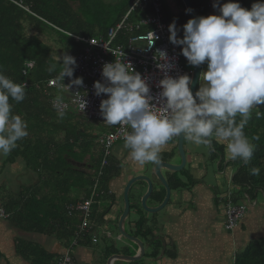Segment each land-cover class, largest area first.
Instances as JSON below:
<instances>
[{"label":"trees","instance_id":"obj_1","mask_svg":"<svg viewBox=\"0 0 264 264\" xmlns=\"http://www.w3.org/2000/svg\"><path fill=\"white\" fill-rule=\"evenodd\" d=\"M229 2L239 3L243 8L250 10L258 0H227L226 3ZM191 3L196 17H206L210 13V0H191ZM54 6L60 9L59 18H55L51 13ZM131 6L132 3L124 4L117 23L126 16ZM72 8L71 0H0V71L16 83L26 84L25 100L21 103L10 100V103L12 114L20 115L28 124V135L18 141L17 146L4 156V166L0 175L10 167L21 165L26 171L38 176L37 183L26 185L19 192L11 191L4 183L0 185V207L7 216L2 218L7 219L10 226L19 232L58 236V239L67 241L69 245L74 238L72 236L78 230V219L76 216L68 215L66 207L75 205L89 195L102 166V155L100 153V156L93 160L95 154L91 152L93 138L90 136L89 125L92 120L74 109L62 113L63 115L53 109L46 89L48 81L58 75L59 67L52 73L47 69L51 64H58V56L65 52L70 55L83 51V46L75 42L69 34L85 38L105 36L108 29L116 23L98 32L88 28L78 14H73ZM165 8L163 3L164 21ZM185 10L181 14L183 16L181 25L176 26L179 38L183 32L182 26L190 19ZM147 14H151V11L137 10L130 17V21H140ZM66 18L71 21L70 26H62L59 23L60 19L62 21ZM46 30L49 32L45 33ZM145 30L147 29L143 31ZM139 33L142 32L123 31L117 41L126 42L129 37ZM46 34L52 38L53 44L41 39V36ZM74 78L75 73L72 79ZM53 94L56 95L55 90H52L51 97ZM259 112L260 115H257V110H253L244 128L245 136L255 147L252 159L247 165L240 160L233 161L235 170L228 189V192L235 191L241 197L247 195L251 201H258L259 194L264 200V105L259 106ZM240 119L239 116L236 117L237 123ZM105 128L107 133L112 129L110 125ZM217 145L219 150L221 149V155L226 156V145ZM221 155L219 153L217 156ZM83 156L88 157V163L91 164L90 174H83L76 165L69 163L71 160L75 164H80ZM224 160L220 162V170L225 165ZM93 163L97 165L95 168ZM122 167L121 162L113 159L103 169L99 185L100 192H105L102 197L108 196L110 181L121 175ZM252 168H259L260 174L251 175ZM171 183V189L175 191L190 187L183 184L179 178H175ZM162 191L163 195L156 192L154 198L163 199L165 189ZM132 205L131 211L134 209ZM132 223L137 227V236L147 237L152 234L145 219ZM82 241L97 245L93 244L91 234L79 239V243ZM25 249L29 251L26 254ZM17 250L20 256L31 264H51L53 259L44 252H36L29 243H21ZM154 253L157 259L158 254L162 252L157 249ZM170 255L164 252V256ZM3 259L0 252V264L3 263ZM234 264H264V238L250 243L242 253L236 254Z\"/></svg>","mask_w":264,"mask_h":264},{"label":"clouds","instance_id":"obj_2","mask_svg":"<svg viewBox=\"0 0 264 264\" xmlns=\"http://www.w3.org/2000/svg\"><path fill=\"white\" fill-rule=\"evenodd\" d=\"M212 6L220 14L189 19L182 26L183 38H178L175 22L168 29L170 42L183 46L182 55L190 66L207 64L195 95L190 90L192 74L191 77H167L159 85L166 105L155 111L149 104L150 89L146 81L130 63L120 60L105 63L102 67L105 83L97 81L93 85L96 96L108 97L100 103L105 123L130 126L123 148L130 150L128 156L140 166L160 165L162 147L181 135L196 146L203 145L210 150L213 138L226 141L231 160L247 165L252 159L255 147L245 136L244 128L253 110L260 115L259 106L264 105V0H258L250 10L236 2L221 6L219 0ZM160 55L166 57L164 52ZM57 59L58 64H51L47 69L52 73L59 67L55 80L67 89L82 86V78L72 79L77 66L75 58L65 52ZM158 67L164 69L166 65ZM65 77L70 80L67 86L63 83ZM26 87L0 71V156H7L28 135L27 122L20 115L12 114L10 103V100L23 102ZM80 100L84 108L86 102ZM237 116L241 118L239 123ZM259 174V168L251 169V175ZM228 193L223 202L225 229ZM241 199L244 195L238 196L237 203L245 204Z\"/></svg>","mask_w":264,"mask_h":264},{"label":"built area","instance_id":"obj_3","mask_svg":"<svg viewBox=\"0 0 264 264\" xmlns=\"http://www.w3.org/2000/svg\"><path fill=\"white\" fill-rule=\"evenodd\" d=\"M137 10L144 12L150 10L151 14H147L140 21L131 22L130 17ZM144 29L147 30L143 31ZM168 29L169 25L164 21L161 0H134L126 16L115 27L108 29L105 36L85 38L71 34L70 37L83 46L81 53L70 54L75 58L77 64L74 73L83 79V85L67 89L63 87L62 82H57L55 78L50 79L47 83L46 95L53 109L60 113L74 109L94 122L107 125L100 114V103L108 97L105 94L96 96L93 85L97 81L105 83L102 78V67L105 63H112L115 60L130 63L135 72L141 74L150 89V106L155 111L163 109L166 105V98L160 96L162 92V88L159 86L160 81L167 77L179 78L183 75L191 77L192 74L182 64L180 46L170 42ZM123 31L142 33L129 37L126 42L117 41ZM161 52L166 53V57H161ZM161 64L166 65V68H159L158 65ZM63 83L67 86L70 83L69 78L65 77ZM52 90L68 93L69 98L67 100L59 99L54 94L51 97ZM80 98L86 102L84 108L81 107ZM111 128V131L100 140L102 166L94 179L89 195L75 205L66 207L68 215L77 217L78 230L66 252L52 261L51 264H76L73 250L78 245L79 239L87 234H91L93 244L99 242L97 231L100 227L95 222L94 205L98 204L99 199L105 195V192H100L99 189L100 179L103 175V169L109 165L114 145L117 142H124L125 135L131 132L128 125L118 124L111 126ZM107 195L112 196L113 192L109 190ZM237 199L238 195L236 196L235 193L229 192L227 194L226 229L228 231H234L249 210L258 205L257 201H251L247 195H244L245 204L237 203ZM1 216L6 217L4 212Z\"/></svg>","mask_w":264,"mask_h":264},{"label":"crops","instance_id":"obj_4","mask_svg":"<svg viewBox=\"0 0 264 264\" xmlns=\"http://www.w3.org/2000/svg\"><path fill=\"white\" fill-rule=\"evenodd\" d=\"M133 1L134 0H130V2H128V3H133ZM210 2H211V7L213 8L212 3H215V0H210ZM165 3H166L165 4V6H166V8H165V10H166L165 11V21L167 22V24H168V22L171 24L173 22H175L176 26L179 27L182 23V20H183V16H181V14L183 13V10H184V7H183L181 1L180 0H165ZM118 23H120V22H118ZM118 23L116 22L115 26ZM171 24H168V25H171ZM115 26H113V27H115ZM99 124H101V123H99ZM104 126L106 127V125H104ZM175 141H177V143H178V138ZM217 144H220V143H218L216 141L212 142L211 150H210L211 159L208 161H212L214 158H217L215 160V167H216L217 174L222 175L224 173H226V174L228 173L229 183H230L232 176L234 175V170H235V167L233 166V160H231L229 158L228 154L226 156H222L221 155L222 154L221 149L219 150ZM226 144H227V142L221 143L222 146L226 145ZM173 148H171V154L170 155H167L170 152L166 153V155L163 152L160 154L161 162L164 161V157H169V160L164 161V162H170V163L176 164L175 163V157L172 153ZM100 153H102V150ZM219 153L221 155L220 157L217 156V155H219ZM195 157H197V156L194 155V157H192V158L195 159ZM113 159L122 163V160L118 156L114 155V152L112 150L111 160H113ZM222 160L225 161L224 162L225 165H224L223 169L220 170L219 165H220V162ZM194 163H196V161ZM122 164H123V167H122V172H123L125 169L127 170L128 165H126L125 160ZM146 165H144L142 167L143 170L148 169L149 164H146ZM151 168H152V172H150V174L152 175V177H150L147 174H146V176L149 177L153 181L155 186H157V183H159L161 185V191L159 192L158 189H157V191H158L159 195H163L162 190L164 188L162 187V184L158 181L157 177L154 175L155 165L152 164ZM164 170H163V175L171 187L172 180H174L175 178H179V177H178V175L174 174L172 171H169V170H168L169 173L166 174L167 171H164ZM130 171H131V169L128 168L126 173H130ZM181 172H182V175L184 178L187 177V182H188L187 185H190L189 188L184 189L182 192L185 194V196H186V194L190 195L193 192H194V195H193L192 202L189 203L190 206L192 205L191 208H189L187 210V209H185V207H183L179 212L181 213L182 216L184 213L187 212L188 219L192 222V226L195 229V233L198 235V237H194V239H197V242H196V245L193 247H195L197 249V252L200 251L199 257H197V255H196V257L195 256L190 257V256H186V254H184L183 257H179L177 254L180 251H177V247L174 248L173 252H171V248L173 247V243L175 242L174 238L167 239L166 237L165 238L159 237L157 235V232H156V231H158L159 226L157 225V222H155L154 220L148 219V221H147V225L152 230V234L147 235V237L137 236V233H136L137 227L135 226V224L132 223V220L134 218V213H135V205L133 204L132 208H134V209L131 211L130 215H128V218L131 215H133V217H130L129 220H128V218L125 220L123 229L127 235L133 237L134 239L136 238V239L141 240V242L144 245V250H145L144 253H141V250L139 249V245L136 243V241L132 242L127 237H125L119 230V221H120V218H121L124 210L119 209V207H118L119 199H118V197L116 198L115 192L111 188H109L110 191H113V196H112L113 200L111 203L113 205V210H115L114 213L119 214V219H118V223H117V235L115 236L112 231H110V230L106 229V227H104L105 224L107 223L108 218H107V215H106V217H104V215H102V213L100 212V210H99L100 202L98 201V204H96L94 206V208L96 209V210L94 209V211H95L94 217H95V222L98 223V225L100 227L99 231H97L99 242L97 243V245H92L88 241H85V242L82 241V242L78 243V245L73 250L74 259H75L76 264H118L120 262H128L127 264H193L195 262H198L199 264H226L227 260H229V258L231 257V255L233 254V252L236 248L243 250L250 243L264 238V229L261 230L259 228L260 226L264 225V222L262 221L263 215H262V209H261V208H264V205L261 206V208H258L259 204L256 207H252L249 210L246 217L241 221V223L239 225L240 226L239 230L238 231L235 230L234 232L232 231L233 233L230 234V236H226V235H229L228 233H231V232L225 231L224 234H226V235H224V234L220 233L219 231H216L215 225H212L213 220L219 219L218 213H223V215H224V211L221 212V210L219 209L220 203L217 204V202H216L217 199H216L215 193L212 192V196L215 199L213 202L215 205V209H214L212 206L210 198L207 196V194L210 193V191L208 190L210 188H208L206 185H203L202 181H198L197 183L192 185L190 183L189 178H188V172H186V171H181ZM136 173L137 174L134 177L142 174V172L140 170ZM134 177H132L129 181H131ZM118 178L119 177H116V180ZM179 180H180V178H179ZM180 181L183 182L182 180H180ZM113 183H115V182H113ZM113 183H112V185H113ZM127 184L128 183H126V185ZM183 184H185V183L183 182ZM30 185H32V184H30ZM141 185L146 186V183H141ZM187 190H189V192ZM172 191H174V190H172ZM234 193L236 194L235 191H234ZM165 194H164V197H165ZM154 199H155L154 202L158 201L160 204L156 203L152 206H149L150 208L158 207L159 205H161V203L164 200V198L160 199V200H159V198H154ZM189 200H191V198H189ZM193 200H194V202H193ZM223 201L224 200H222V204H223ZM169 202H170V200H169ZM169 202H168L167 206L169 205ZM115 205L117 207L114 209ZM198 207H200V208H198ZM2 212H4L3 208L0 207V252L4 257L2 264H31L29 262H26L23 259V257L20 256V254L17 250V247L21 243H29V244L33 245V248L36 250V252H38V253L44 252V253L48 254V256H50L51 259L53 258L52 261L58 259L61 255H63L66 252V249L69 246L67 241L64 242V241L58 239L57 238L58 236H50V235H43V234H37V233L19 232L10 226L9 221L7 219L2 218V216H1ZM215 213H217V214L215 215ZM177 214H178V212H177ZM257 214H259L261 216L257 217ZM114 217H115V215H114ZM114 217H112L113 222L115 221ZM173 219L175 220L174 217H173ZM127 220H128V226L126 225ZM210 221H211V223H210ZM72 237H74V236H72ZM108 237H111V238L114 237L115 240L120 242L119 245L120 244L121 245L118 247H121L123 249V252H119L117 249L118 247L114 248V246H110V247L106 246L100 252L99 246H100L102 240L106 239ZM170 246H171V248H170ZM190 246H191V244H190ZM110 248H111V250H110ZM157 249H160L162 253H159L158 257L156 259L154 250H157ZM24 252L26 254V252H29V251L27 249H25ZM110 252L113 253V255H112L113 257L108 256V253H110ZM164 252H166L169 255L171 254V255L166 257V256H164ZM121 257H131V258L132 257L133 258H140L141 257V258L138 259V261H132V260L129 261V260H125L124 258H121ZM172 257H174V258H172ZM192 261H194V262H192ZM121 264H123V263H121Z\"/></svg>","mask_w":264,"mask_h":264},{"label":"rangeland","instance_id":"obj_5","mask_svg":"<svg viewBox=\"0 0 264 264\" xmlns=\"http://www.w3.org/2000/svg\"><path fill=\"white\" fill-rule=\"evenodd\" d=\"M72 1V9H73V14H78L82 19L84 20L86 26L88 28H93L96 31L100 32L103 29L109 28L111 27V25H114V23L118 20L120 13L123 10L124 4H127L130 0H77V2L75 0H71ZM181 1V0H180ZM162 2L164 4L165 0H162ZM216 2V0H215ZM221 2V3H220ZM227 2V0H219L220 5H223L224 3ZM184 10H185V6L183 4V2L181 1ZM213 4V3H212ZM59 8V7H58ZM186 11V10H185ZM52 15L56 18H59L60 16V9H57L56 6H54V9L52 10ZM219 10L214 9L211 7L210 13L207 15H219ZM206 16V17H207ZM72 18H75V15L72 16ZM62 26H67V25H71V21L69 20V18H66V20L60 19L59 22ZM171 24V23H170ZM83 29H85V27H83ZM110 29V28H109ZM49 30H46L45 33H48ZM181 38H183V32L181 34ZM41 39H43L46 43L50 44V42L53 44L54 42L52 41V38L49 37V34H46L44 36H41ZM182 47L180 46L179 51H180V55H181V59H182V63L184 64V66L189 70L192 69V71L194 70V66H190L187 59L182 55ZM207 70V64L204 63L203 67H202V74L203 72H205ZM201 74V75H202ZM76 78H79L76 75ZM75 79V78H74ZM201 87V80L199 83V87L198 89ZM61 94H63V96H61ZM56 97L58 98H62L63 100H67L69 98V94L62 92L60 93L59 91H56ZM60 98V99H61ZM73 111V110H71ZM75 112V111H74ZM76 113V112H75ZM81 116V115H80ZM91 127L90 129V136L92 135L93 140L91 141L93 144V149H91L92 153L95 154L93 160L97 159L98 156H100V152L102 150V146L100 145V140L103 136H105V134L107 133V130H105V126L103 124H99L96 122H90L89 124ZM218 142V143H224L226 141H218L215 138H213L212 142ZM123 144L124 142H117L114 147H113V152L114 155L118 156L121 160L122 163L124 162V160L126 161V165H128V168L131 169L130 173H126V169L121 173V175L119 176V178L116 180V178L112 179L110 181L109 184V188H111L115 194H116V198L118 197L119 199V209L124 210L125 206H124V202H123V193H124V189L126 186V183H128V181L134 177L139 170L142 172L143 175H149L150 177H152V175L150 174V172H152V164L148 165V169L147 170H143L142 167L139 164L133 162L130 157L128 156V152L130 150L128 149H124L123 148ZM174 147V148H173ZM171 148H173V155L175 157V163L176 164H180L181 159L178 156V150L177 148V141L175 140H171L169 141L165 146L162 147L160 154L163 152L165 153H169L167 155L171 154ZM185 154L187 157V165L185 167V170L188 172V178L190 180V183L193 185L195 183H197L198 181H202L203 185H206L208 188L210 193L207 194V196L210 198L211 203L213 208L215 209V205H214V197L212 196V192L215 193L216 196V202L217 204L220 203V210L221 212L224 211V205L222 204V200H225V194L229 189V176L228 173H224L222 175H218L216 172V167H215V160L217 158H214L212 161H208L211 159V153H210V149L208 147H205L203 145L201 146H196L195 144L187 141L185 139ZM193 152V153H192ZM98 153V154H97ZM102 155V153H101ZM195 157V159H193L192 157ZM83 161L82 163H73L71 160H69V163H72L74 165H76L78 167V169L83 173V174H90L91 173V168H90V163H88L89 159L86 156L82 157ZM4 160L5 157L4 156H0V171L3 170V166H4ZM196 161V163H194ZM96 164L93 163L94 168L97 166H95ZM147 166V165H146ZM167 171L168 170H164ZM8 174V175H7ZM141 174V175H142ZM176 175H178V177L180 178V180H182L186 185H187V177L184 178L182 175V172H176L174 173ZM140 176V175H137ZM116 180V181H115ZM38 181V177L33 174L30 171H26L24 169L23 166L21 165H15L14 167H10L9 170H5L4 174L0 175V185L1 184H5L7 186L8 189H10L13 192H19L22 187H25L26 185H30V184H35ZM115 182V183H113ZM113 183V185H112ZM138 189L140 188L139 186H141V183H138ZM136 185V186H137ZM142 187V186H141ZM156 189L159 190V192L161 191V185L159 183H157V186H155ZM134 191H135V187H133L132 190V198H131V203H133L135 205V214L137 216L135 217H139L142 219H145L148 221V219L150 220H154L155 222H157V225L159 226V229L157 232V235L159 237H163V238H174V243H173V247L171 248V252L174 251V248L177 247V251H180L177 255L179 257H183L184 254H186V256H190L193 257L197 255V257H199V252H197V249L193 246L196 245L197 239H194V237H198V235L195 233V229L192 226V222L188 219L187 216V212L183 214V216L181 215V213L179 212L183 207H185V209H189L191 208V206L189 205L190 202H192L193 199V195L194 192L191 193L190 195L185 196V194L182 192L183 190H177V191H172V195L170 198V202L169 205L164 208L162 211H160L159 213L156 214H151V213H147L142 206H140L141 204L139 203L143 197V195L146 193V189L145 187H142L139 190H137V196H135L134 198ZM189 192V190H187ZM163 194V191H162ZM166 195V194H165ZM262 195H258L257 197V202H258V208H261V206L264 205V200H262ZM165 198V197H164ZM189 198H191V200H189ZM264 198V196H263ZM112 197H102L99 202H100V207L99 210L102 213V215H104V217H106L107 215V223L105 224L104 227H106V229L112 231L114 233V235H117V223H118V219H119V214L114 213L115 210H113V205H112ZM155 199L154 198H150L148 201V206H152L157 202H154ZM164 201V200H163ZM242 202L245 203L244 199H241ZM194 202V200H193ZM224 202V201H223ZM160 204V203H159ZM112 205V206H111ZM117 206H114V209ZM200 208V207H198ZM98 209V208H97ZM262 209V221L264 222V208ZM96 210V209H95ZM120 210V211H121ZM178 212V214H177ZM134 213V212H133ZM132 213V214H133ZM218 213V212H217ZM215 213V215L217 214ZM2 214V213H1ZM115 215V217H114ZM166 215V216H165ZM261 215L257 214V217H260ZM112 217L115 218V221L113 222ZM130 217H133V215L129 216L128 220L130 219ZM173 217L175 218V220L173 219ZM218 218L219 219H215L212 221V225H215V230L219 231L220 233L224 234V232L226 231L225 229V216L223 215V213H218ZM157 221H156V220ZM128 220L126 225L128 226ZM106 221V220H105ZM211 223V221H210ZM240 228V226L235 229L236 231H238ZM261 230L264 229V225L259 227ZM234 230V231H235ZM129 231V230H128ZM233 231V232H234ZM231 233H228L229 235L226 236H230ZM173 240V239H172ZM120 242H118L117 240L114 239V237L112 238H106L103 239L100 246H99V251L101 252L102 249H104V247L106 246H114L118 247ZM191 244V246H190ZM119 252H123V249L121 247L117 248ZM111 250V248H110ZM243 250L236 248L233 252V254L231 255V257L229 258V260H227L226 264H234V260H235V254H240L242 253ZM113 253H108L109 257H113L112 256ZM198 260V259H197ZM199 261V260H198ZM194 262V261H192ZM127 264L128 262H120L118 264ZM189 263V262H188ZM196 264H199L198 262H195ZM193 263V264H195Z\"/></svg>","mask_w":264,"mask_h":264},{"label":"water","instance_id":"obj_6","mask_svg":"<svg viewBox=\"0 0 264 264\" xmlns=\"http://www.w3.org/2000/svg\"><path fill=\"white\" fill-rule=\"evenodd\" d=\"M185 6V9L187 11V14L189 15L190 19L196 18V14L193 8V5L191 3V0H181ZM202 67L203 64H201L200 66H195L194 70L192 71V85H190V90L193 92V95H195V93L198 91V87H199V83H200V76L202 74ZM185 139L184 137L181 135L180 137H178V143H177V150H178V156L181 159L180 164H174V163H170V162H161L160 165H155L154 168V175L157 177L158 181L162 184V187L165 189V198L164 201L161 203V205H159L156 208H150L148 206V201L150 198H154L155 192H158L153 181L147 177L146 175H140V176H136L134 177L131 181L128 182V184L125 186L124 189V193H123V198H124V212L120 218L119 221V230L120 232L127 237L129 240H131L132 242L136 241V243L139 245V249L141 250V253H144V245L141 242V240L139 239H134L133 237L129 236L126 234V232L124 231V223L125 220L128 218V215H130L131 213V197H132V190L133 187H135V191H134V197L137 196V190L140 191V189L142 187L146 188V193L143 195L140 203L142 208L147 212V213H151V214H156L159 213L160 211H162L168 204L170 198H171V194H172V189L170 187V185L168 184L166 178L163 175V170H169L172 171L173 173L176 172H180L183 171L187 165V157L185 154ZM138 183H146L145 185H141L139 186L140 188L138 189ZM137 185V186H136ZM137 216L134 213V218L132 221L137 222L138 220L142 219L139 217H135ZM147 221V220H146ZM124 258L125 260H129V261H138V259L140 258H131V257H121Z\"/></svg>","mask_w":264,"mask_h":264},{"label":"flooded vegetation","instance_id":"obj_7","mask_svg":"<svg viewBox=\"0 0 264 264\" xmlns=\"http://www.w3.org/2000/svg\"><path fill=\"white\" fill-rule=\"evenodd\" d=\"M167 160H169V157H164V161H167Z\"/></svg>","mask_w":264,"mask_h":264}]
</instances>
